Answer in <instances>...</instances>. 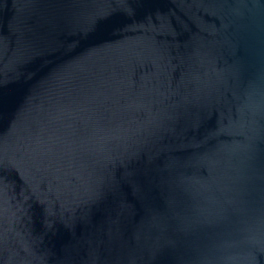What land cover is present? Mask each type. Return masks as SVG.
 <instances>
[{"label":"water","instance_id":"obj_1","mask_svg":"<svg viewBox=\"0 0 264 264\" xmlns=\"http://www.w3.org/2000/svg\"><path fill=\"white\" fill-rule=\"evenodd\" d=\"M0 264H264V0H0Z\"/></svg>","mask_w":264,"mask_h":264}]
</instances>
